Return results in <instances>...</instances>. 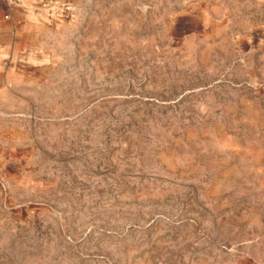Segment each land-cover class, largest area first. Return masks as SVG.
<instances>
[{
    "label": "rangeland",
    "instance_id": "rangeland-1",
    "mask_svg": "<svg viewBox=\"0 0 264 264\" xmlns=\"http://www.w3.org/2000/svg\"><path fill=\"white\" fill-rule=\"evenodd\" d=\"M0 86V264L264 261V0H51Z\"/></svg>",
    "mask_w": 264,
    "mask_h": 264
},
{
    "label": "crops",
    "instance_id": "crops-1",
    "mask_svg": "<svg viewBox=\"0 0 264 264\" xmlns=\"http://www.w3.org/2000/svg\"><path fill=\"white\" fill-rule=\"evenodd\" d=\"M51 0H0V86L8 76V65L17 59L16 39L25 23L32 28L35 22L52 9ZM257 264H264L259 261Z\"/></svg>",
    "mask_w": 264,
    "mask_h": 264
}]
</instances>
